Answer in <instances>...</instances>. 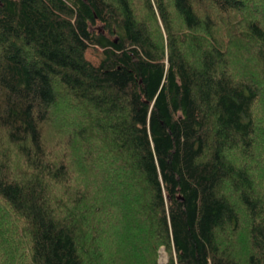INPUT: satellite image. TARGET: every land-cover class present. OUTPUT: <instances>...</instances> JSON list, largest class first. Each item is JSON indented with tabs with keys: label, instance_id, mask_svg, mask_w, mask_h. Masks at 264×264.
I'll list each match as a JSON object with an SVG mask.
<instances>
[{
	"label": "trees",
	"instance_id": "16d2710c",
	"mask_svg": "<svg viewBox=\"0 0 264 264\" xmlns=\"http://www.w3.org/2000/svg\"><path fill=\"white\" fill-rule=\"evenodd\" d=\"M0 264H264V0H0Z\"/></svg>",
	"mask_w": 264,
	"mask_h": 264
},
{
	"label": "rangeland",
	"instance_id": "374dc122",
	"mask_svg": "<svg viewBox=\"0 0 264 264\" xmlns=\"http://www.w3.org/2000/svg\"><path fill=\"white\" fill-rule=\"evenodd\" d=\"M88 58L89 60H91L93 63L97 64L99 63L100 59H101V51H96V50H93V49H90L88 51ZM160 261L162 263H166L168 261V254L167 252L165 251V249L163 248L161 250V254H160Z\"/></svg>",
	"mask_w": 264,
	"mask_h": 264
}]
</instances>
